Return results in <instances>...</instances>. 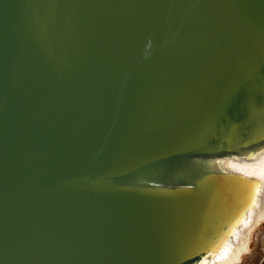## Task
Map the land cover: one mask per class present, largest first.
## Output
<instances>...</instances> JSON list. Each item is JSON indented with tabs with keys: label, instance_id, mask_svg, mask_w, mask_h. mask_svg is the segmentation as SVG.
Listing matches in <instances>:
<instances>
[{
	"label": "water",
	"instance_id": "water-1",
	"mask_svg": "<svg viewBox=\"0 0 264 264\" xmlns=\"http://www.w3.org/2000/svg\"><path fill=\"white\" fill-rule=\"evenodd\" d=\"M263 155L264 0H0V264H204Z\"/></svg>",
	"mask_w": 264,
	"mask_h": 264
},
{
	"label": "bare ground",
	"instance_id": "bare-ground-1",
	"mask_svg": "<svg viewBox=\"0 0 264 264\" xmlns=\"http://www.w3.org/2000/svg\"><path fill=\"white\" fill-rule=\"evenodd\" d=\"M244 164H226L224 167L238 172L246 177L259 179L264 182V155L255 159H244ZM250 165H246V164ZM264 219V191L257 196L256 202L242 216L238 226L232 230L230 237L219 247L218 254L204 264H238L243 253L249 250V241L253 237L260 222Z\"/></svg>",
	"mask_w": 264,
	"mask_h": 264
},
{
	"label": "rangeland",
	"instance_id": "rangeland-1",
	"mask_svg": "<svg viewBox=\"0 0 264 264\" xmlns=\"http://www.w3.org/2000/svg\"><path fill=\"white\" fill-rule=\"evenodd\" d=\"M249 248L238 264H264V219L250 239Z\"/></svg>",
	"mask_w": 264,
	"mask_h": 264
}]
</instances>
